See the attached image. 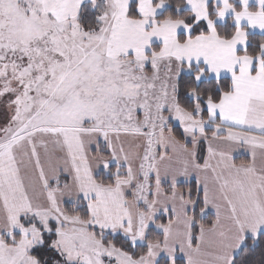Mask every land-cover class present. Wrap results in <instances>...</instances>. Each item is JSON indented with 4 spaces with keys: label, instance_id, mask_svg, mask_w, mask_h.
<instances>
[{
    "label": "snow or ice",
    "instance_id": "obj_1",
    "mask_svg": "<svg viewBox=\"0 0 264 264\" xmlns=\"http://www.w3.org/2000/svg\"><path fill=\"white\" fill-rule=\"evenodd\" d=\"M0 264H264V0H0Z\"/></svg>",
    "mask_w": 264,
    "mask_h": 264
}]
</instances>
